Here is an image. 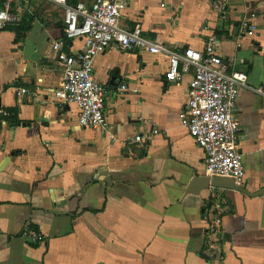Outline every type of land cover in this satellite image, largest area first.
Here are the masks:
<instances>
[{
    "label": "crops",
    "instance_id": "obj_1",
    "mask_svg": "<svg viewBox=\"0 0 264 264\" xmlns=\"http://www.w3.org/2000/svg\"><path fill=\"white\" fill-rule=\"evenodd\" d=\"M13 11L19 24L0 31V108L20 124L0 120V264H264V96L253 90L264 87V0H129L120 20L175 51H203L216 36L229 71L248 75L234 115L245 169L237 186L249 194L203 188L204 152L181 124L191 76L169 83L168 56L116 45L97 56L109 124L84 128L78 107L54 97L64 82L52 49L65 39L63 9L31 0L30 12ZM246 18L253 35L240 29ZM83 48L76 40L65 51ZM213 193L230 208L221 260L205 250Z\"/></svg>",
    "mask_w": 264,
    "mask_h": 264
},
{
    "label": "built area",
    "instance_id": "obj_2",
    "mask_svg": "<svg viewBox=\"0 0 264 264\" xmlns=\"http://www.w3.org/2000/svg\"><path fill=\"white\" fill-rule=\"evenodd\" d=\"M63 9L65 39L55 41L52 49L56 62L64 74L62 88L54 91V97L61 104H74L79 109V123L84 128H106L108 118L105 112L107 90L100 83L94 70L97 56L112 45L120 50L146 51L151 54L168 56L170 63L166 72L169 83H181L186 75L189 101L181 124L187 129L205 155V173L215 177L232 179L238 185L245 176L243 154L239 150L240 125L235 109L240 90L248 85V75L244 72L229 71L223 58L217 53L220 39L211 37L203 51L185 48L183 51L171 50L157 44L143 35L137 24L133 29H125L120 20L129 5V0H94L90 6L84 2L70 4L68 0H46ZM31 0H0V31L19 24V15L14 13L16 5L22 11L30 12ZM219 11L226 16L224 2L218 3ZM244 35H253L258 26L249 18L241 22ZM82 41L83 51L66 52L69 42ZM252 88V87H251ZM128 86L122 84L120 92ZM264 96V87L253 89ZM18 97L34 96L27 89L17 91ZM11 113L0 108V120L7 119ZM136 143H144V137L137 136ZM211 207L207 212L209 227L206 251L209 258L221 260L224 215L230 212L227 202L220 200L215 193L211 197ZM30 241L44 242V237L35 231H26Z\"/></svg>",
    "mask_w": 264,
    "mask_h": 264
},
{
    "label": "water",
    "instance_id": "obj_3",
    "mask_svg": "<svg viewBox=\"0 0 264 264\" xmlns=\"http://www.w3.org/2000/svg\"><path fill=\"white\" fill-rule=\"evenodd\" d=\"M203 180L204 181H202V182L204 183V186H203L204 189H209L210 187H214V188H220L221 187V189L237 190V191L249 194L247 190L239 188L237 186V184L234 182V180H232V179L221 178V177H215V178L211 179L208 177H203ZM258 194H260V193H258Z\"/></svg>",
    "mask_w": 264,
    "mask_h": 264
},
{
    "label": "trees",
    "instance_id": "obj_4",
    "mask_svg": "<svg viewBox=\"0 0 264 264\" xmlns=\"http://www.w3.org/2000/svg\"><path fill=\"white\" fill-rule=\"evenodd\" d=\"M11 113V112H10ZM18 117H17V115H16V113H15V115L13 114V116H11V118H10V120H11V122L13 123V124H20V121H19V119H17Z\"/></svg>",
    "mask_w": 264,
    "mask_h": 264
}]
</instances>
